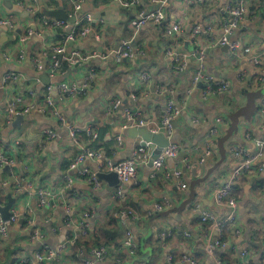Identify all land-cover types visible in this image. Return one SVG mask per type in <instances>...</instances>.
Returning a JSON list of instances; mask_svg holds the SVG:
<instances>
[{
  "label": "crops",
  "instance_id": "obj_1",
  "mask_svg": "<svg viewBox=\"0 0 264 264\" xmlns=\"http://www.w3.org/2000/svg\"><path fill=\"white\" fill-rule=\"evenodd\" d=\"M17 2L0 0V18L10 17L15 24L14 29L0 25V76L7 71H14L20 76L17 83L11 82L0 89V151L8 150V154L16 160L10 166L11 174L4 171V166L0 167V188H5V195L11 193L17 197L13 207L21 212L27 208L32 209L34 224L43 233L44 241L54 246L65 241L68 232L77 230L75 226L67 228L64 225L66 210L61 205L65 202L71 206L75 220H86L91 229L109 221V214L117 209L130 208L139 214V218L129 219L126 227L133 230L141 246V253L131 256L124 247L110 248L106 260L99 264H168L167 254L179 256L183 252L194 256L198 264H240V250L244 248L249 249L252 264H264V154L254 169L246 173L251 176L243 185V191L238 194L241 233L235 234L232 229H227L225 240L228 245L217 248L215 254L211 255L206 250V244L216 233L209 232L210 225L200 218V210L203 209L214 210L223 216V209L215 201V191L228 180L240 162L232 149L239 146L253 152L256 146L245 138L246 134L264 136V111L258 108L264 97V80L259 83V78L264 77V61L255 66L243 52V47L248 46L252 54H258L264 59V0H246L247 15L231 34L232 40L242 44L235 52L230 48L226 52L222 46L213 45L211 41L218 40L224 33V21L228 17L227 4L236 5L239 0H203L195 4H190L188 0H140L131 6H124L121 0L83 2L80 11L82 15H92L90 23L94 32L78 37L69 44V49H77L85 56H92L79 63L78 67L71 69V65L69 69H61L54 75L44 71L53 82H59L66 75L63 80L77 83L83 80L89 68L97 71V79L85 95L58 102V107L67 119L83 128L84 132L79 133L81 146L99 149L117 161L128 159L132 156L133 147L142 138L130 139L123 132L127 120L120 106L125 100L127 103L124 108L135 106L140 118L148 123L147 126L156 128L162 124L169 97H174L184 106L173 133L174 141L181 144L182 151L178 158L166 159L165 165L170 172L175 168H183L182 179L187 188L181 189L174 177L166 178L165 170L157 171L153 176V168L142 163L137 167L139 185L129 181L110 187L108 181L101 180V187L97 191L78 174V168L70 171L73 177L71 186H67L63 180V174L81 148L73 142L67 128L59 125L54 117L33 111L25 114L26 118L19 125L13 126V120H7L5 105L12 95L33 90L35 95L30 99L40 102L45 85L36 82L39 76L31 57L43 47L50 49V46L60 42L55 28L34 23L33 15ZM48 2L39 0L38 11L63 7L68 14L73 12V0H67L65 4L63 0H58L56 7H47ZM159 7L165 13L163 21L159 24L149 21L136 32L133 21L138 19L139 14ZM175 22L183 25L178 37L168 33ZM195 25L204 28L197 43L192 40V28ZM32 26L41 33L21 45L19 36ZM63 29L69 32L66 27ZM97 32L100 40L95 37ZM123 40H129L133 47L143 50V55L120 59L115 53ZM20 45L25 51L22 61L18 59ZM197 47L205 50V71L218 78H227L231 82L230 92L213 93L205 99L200 84L188 92L199 65L198 58L193 54ZM169 50L188 56L185 69H175L173 57L167 54ZM144 70L152 74L147 84L141 80ZM240 72L256 84L250 87L243 85L238 79ZM248 92H259V96L251 100ZM133 95L136 97L135 103ZM53 96L57 98L55 93ZM117 99L122 103L115 108L113 102ZM239 107L249 110L245 115L231 118V113ZM219 117L223 120L219 124L214 154L200 165L199 158L206 135ZM46 126H55L57 136L44 141L42 131ZM86 128L98 130L99 141H92L85 133ZM115 135H122L123 144L109 140ZM151 147L155 150L156 145L151 143ZM183 158L191 161V168L185 169L180 161ZM261 162L262 172L256 174L255 170ZM85 164L95 172L108 171L102 166V158H87ZM11 177L17 180L25 178L31 186L16 192ZM257 183L262 184V187H258ZM39 187L49 189L59 205L53 208L38 206L34 192ZM118 187H121L122 194L120 200L115 201L113 193ZM165 198L171 206L162 211L155 210V204ZM87 212L91 215L83 218ZM20 221L9 227L7 238L0 234V264H19V256L29 254L39 247L38 242L30 240L32 226L26 230ZM168 230L173 231V236L160 239L159 234ZM186 233H190V236H186ZM70 246L63 252L59 264H81L73 257ZM9 247L17 250V258L12 260Z\"/></svg>",
  "mask_w": 264,
  "mask_h": 264
},
{
  "label": "built area",
  "instance_id": "obj_2",
  "mask_svg": "<svg viewBox=\"0 0 264 264\" xmlns=\"http://www.w3.org/2000/svg\"><path fill=\"white\" fill-rule=\"evenodd\" d=\"M86 0H73L74 11L70 16H75L82 8L83 2ZM140 0H121L124 6H131L138 4ZM156 1V0H155ZM203 0H188L190 4L199 3ZM158 2V1H157ZM39 0H18L17 4L26 8L28 12L33 15V22L39 23L41 26L47 28H57V27H66L69 32L62 36L61 42L56 43L55 45L50 46V49L43 47L39 51L35 52L31 61L37 71L47 70L50 75L56 74L59 70L62 69V61L66 60L69 64L76 65L82 61H86L92 55L85 56L77 49H69V44L75 42L78 37L87 36L90 32H94V28L91 26L92 15L90 13L83 14L77 18V21L70 25L66 20L56 19L44 14H39L37 9ZM226 10L228 17L224 21L223 26V35L218 39H212L213 45H228L231 51H237V49L242 47L240 42L232 40L231 34L236 30L240 23L245 19L247 15L246 0H239L238 4H227ZM165 18V13L161 7L153 10L151 12H141L138 19L133 21V26L135 31L146 24L149 21H152L156 24H159ZM81 22H86V25L81 29L80 32L77 31V25ZM0 25H7L10 28L14 29L15 24L12 18H0ZM183 25L181 22H175L169 28L168 33L178 37ZM209 29V27H207ZM204 28L202 25H195L192 28V40L197 43L198 37L202 34ZM41 33L35 26L28 27L26 30L19 36V42L21 45L26 44L30 38L36 34ZM97 40H100V34L95 33ZM18 52V59L23 60L25 57V51L21 47ZM243 52L251 63L255 66L262 64L264 59L261 58L258 54H252V49L248 46L243 47ZM120 59L132 58L135 55H143V50L133 47L129 40H123L120 44L119 49L115 53ZM168 56L173 57L174 67L176 70L185 69L188 56L183 53H176L172 50L168 51ZM199 60V65L196 72L192 78V87L188 90L190 93L193 88L198 84H203V95L205 99L213 93H228L231 90V82L227 78H218L213 74H209L205 71V50L196 48L193 53ZM93 56H95L93 54ZM8 57V56H6ZM152 74L149 70H144L141 73V80L147 84L151 81ZM20 79L18 73L14 71H7L5 74L0 76V89L5 85L15 82L17 83ZM97 79V71L94 68H89L87 74L84 76L81 82H70L67 80H62L59 82H52L49 85H45V90L42 99L40 102L30 98L35 95V91L26 90L25 92H18L12 95L6 101V116L8 122L14 120L18 114H28L30 112H37L39 114L51 115L56 119L59 125L65 126L70 134L71 139L77 145H80V152L77 157L72 160L68 166L67 172L63 174V180L67 186H71L73 183V177L70 175V171L78 168V174L85 178L87 183L93 188L94 191L99 190L101 187L102 179L99 178L98 172H95L90 169L88 165L85 164V161L88 159H99L102 158V166L108 171H115L118 174L120 183H125L129 181H134L135 185H139L138 171L137 167L140 164H148L151 160L153 149L151 143L148 142L146 146L137 144L132 152V156L125 160H120L116 162L111 156L105 154L99 149H95L91 146L82 145L79 141V133L84 131L81 127L71 122L64 115L62 110L58 107V102H65L69 98L76 96L85 95L88 90L91 88L92 84ZM238 79L243 85L248 87L256 84L251 79H246L243 72L238 74ZM264 80V77L259 78V83ZM36 82L40 83L41 79L36 77ZM54 90L56 92H54ZM53 93L57 95V102H55ZM133 103L136 101L135 95L132 96ZM42 101V102H41ZM121 100L117 99L113 102V106L118 108L121 105ZM183 103H179L174 97H169L166 101V110L163 115L162 124L165 135L168 137H173L174 126L172 120L178 119L183 113ZM261 109L264 111V97L261 99ZM124 113L126 116V123L123 127L128 125L134 126H143L148 125V123L142 118H140L139 110L135 106H126L124 108ZM222 117H219L215 120L212 126L209 128V132L206 135L204 141L203 151L199 158V164L202 165L207 158L211 157L214 154L215 141L219 130V124L222 121ZM196 121V120H194ZM150 131L157 133L160 131V127H149ZM44 135V141L53 139L57 136V129L55 126H46L42 131ZM92 141H97L99 139V134L97 130H92L86 128L85 132ZM246 139L252 141L255 146V151H249L244 147L235 146L232 151L239 158L238 165L231 172L228 180L221 186H219L215 191V201L218 203L220 208L223 209V216H219L217 212L211 209L200 210V218L204 223L210 225V231H214L216 236L210 238L206 244V250L209 254L214 255L215 251L219 247H226L228 242L225 240V231L227 229H232L235 234L241 233V228L239 226L238 220V199L234 195V185L239 183L243 176L249 172L256 163H259L264 154V136L257 137L255 135L246 134ZM115 140L117 144H123L124 140L122 135H115L114 138L111 136L110 139ZM44 144V142H43ZM41 144V145H43ZM182 151V146L180 143L172 141L167 147L163 149L161 154H159L153 160L152 168L155 176L157 171L165 170V177L172 178L174 177L177 181V185L181 189L187 188V184L182 179L184 175L183 168H175L173 172L167 170L165 165L166 159L168 158H178L180 152ZM185 169L191 168V161L188 158H183L180 160ZM16 163V160L13 156L8 154V150L0 151V167L5 165H13ZM82 165V167H81ZM263 162H261L259 170H262ZM25 178H20L15 182L14 189L16 192H22L25 186H29L31 183L27 182ZM31 186V185H30ZM37 199V204L40 207H54L58 206V202L54 200L53 196L49 189L44 187H39L35 192ZM122 194L121 187H118L113 193V199L116 201L120 200ZM66 210V215L64 218V225L67 228L72 226L76 227V231L68 232L66 235V240L58 243L57 245H49L44 239L43 233L39 231L38 227L34 224V219L32 217V209L27 208L22 212L16 208H11V215L9 219H4L0 214V234L2 237L7 238L9 236V227L17 222L18 220L26 221L29 225L32 226V232L29 237L31 242H38L39 247L29 254L20 256L18 262L19 264H59L63 252L69 247L70 244H74L77 238L79 237H90L91 234L96 232V229H91L89 223L86 220L76 221L72 213V208L68 203H63L61 205ZM170 201L165 198L160 202L155 204V210L162 211L164 208L170 207ZM121 215L122 224L125 227V235L122 240L123 247L128 251L131 256L138 254L139 244L135 239V235L131 228H127V222L130 220H137L139 214L130 209L123 208L119 211ZM91 214L89 212L83 214V218H88ZM55 230V229H54ZM173 236V231L168 230L159 234V238L165 240ZM186 236H190V233H186ZM110 253V250L107 246H101L99 248L93 249L90 258L85 255H81L83 264H99L106 260ZM264 257V252H263ZM241 263L240 264H252L250 260L249 249L244 248L240 250ZM168 264H179V263H188V264H198L197 260L191 254L186 252L181 253L179 256H174L173 254H167L166 257ZM219 264H222L219 263Z\"/></svg>",
  "mask_w": 264,
  "mask_h": 264
},
{
  "label": "trees",
  "instance_id": "obj_3",
  "mask_svg": "<svg viewBox=\"0 0 264 264\" xmlns=\"http://www.w3.org/2000/svg\"><path fill=\"white\" fill-rule=\"evenodd\" d=\"M66 2L67 0H63L64 4ZM58 3H59L58 0H49L47 7H56ZM43 10L45 12V8H43ZM68 11L70 12V10ZM72 11H74V9ZM44 12L40 11L39 14H44ZM85 25H86V22L79 23L77 25V31L80 32L81 29ZM55 29L57 31V37L59 41L61 42L62 36L65 35L67 32L64 31L63 27H57ZM70 67H71V64H69L66 60L62 61V69H65V68L69 69ZM258 93L252 92V93H249L248 95L250 96L251 100H254L255 98L259 96ZM258 108L261 110V106ZM248 110H249L248 108L245 109L244 107H239L237 110H234V112L231 113V118L236 119L238 115L240 116L245 115L248 112ZM98 134H99V131H98ZM97 141H99V139ZM254 167L252 169H254ZM252 169L250 170V172L252 171ZM261 172L262 171L259 170V167L255 170L256 174H260ZM250 176H251L250 174L249 175L245 174L243 178L241 179V181L234 185V195L236 196L237 199L240 197V196L238 197V194H240V192H242L244 189L243 185H245L247 181H249ZM257 185L258 187H262V184L257 183ZM4 193H5V188H0V204H3V203L6 204L8 201V196L5 195ZM19 223H21V225L25 227L26 230L30 229V225L26 221L22 220ZM206 224L208 225V223ZM95 229H96V232L94 234H91L90 237H79L77 238L75 243L71 244L70 246L72 249L71 252H72L73 257L75 258L76 261H78L81 264H83V261L80 255L81 253L82 255H85L88 258H90V254L92 250L99 248L101 246H107L109 250L110 248H116V247L123 248L122 240L124 238L125 231L123 228L121 215L118 209L116 210V212L109 214V221L102 223L99 227L95 226ZM8 250H11V255H13L12 260L19 256V254H17L18 252L16 249L9 247ZM141 250L142 249L139 244L138 254L141 253ZM19 258L20 256L17 258V260H19Z\"/></svg>",
  "mask_w": 264,
  "mask_h": 264
},
{
  "label": "water",
  "instance_id": "obj_4",
  "mask_svg": "<svg viewBox=\"0 0 264 264\" xmlns=\"http://www.w3.org/2000/svg\"><path fill=\"white\" fill-rule=\"evenodd\" d=\"M45 14L47 16H50V17H53V18H56V19L66 20L70 24H73L74 22L77 21L78 17L82 16V12L81 11L78 12V14L75 15V16H70L65 11V9L63 7H59L57 9H46L45 10ZM222 48L226 52L229 51V46L228 45H224V46H222ZM78 65L79 64L73 65L71 67V69L73 67H78ZM186 71L187 70L181 72V74L185 73ZM37 74L41 78V82L44 85H49V84H51L53 82V80L44 71H37ZM64 77H66V75ZM64 77L59 79V81H62L64 79ZM200 85L203 86L202 83H200ZM54 92H56V91L54 90ZM55 102H57V98H55ZM126 103H127V101L125 100L122 103V105L120 106L121 109H122V112H123V109H124V106L126 105ZM124 117L126 118L125 115H124ZM25 118L26 117H25L24 114H18L16 116V118L12 122L13 126L21 124ZM172 124L174 126L175 131H176L177 126H178L177 119L172 120ZM163 127H164L163 124H160V128L161 129L157 133L151 132L149 127L146 124L143 125V126H138V125L130 126V125H128L123 130V132L126 133L127 136L130 137V139H135L136 137L140 136L142 138V140L140 141L139 145L146 146L148 142L156 145L155 150H153L151 160L148 163V165H150L151 167H152L154 158H156L159 154H161L163 149L165 147H167L172 141H174L173 137L170 138L167 135H165ZM133 149H134V147H133ZM115 161L118 162L117 160H115ZM3 169H4L5 172H8L9 174H11L9 165H5ZM97 174H98L100 179L108 181L110 187H114V186H116V185H118L120 183L118 174L115 171H98ZM11 181L13 183H15L17 181V179L14 178V177H11ZM16 200H17V197L13 196V194H9L7 203L4 204V205L0 204V214L2 215V217L4 219H9L10 218L11 208L14 206Z\"/></svg>",
  "mask_w": 264,
  "mask_h": 264
}]
</instances>
